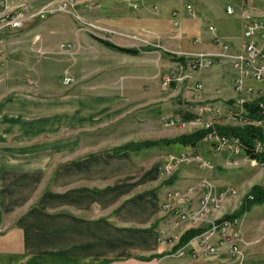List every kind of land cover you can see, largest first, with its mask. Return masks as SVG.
<instances>
[{"label":"crops","instance_id":"0c3cea01","mask_svg":"<svg viewBox=\"0 0 264 264\" xmlns=\"http://www.w3.org/2000/svg\"><path fill=\"white\" fill-rule=\"evenodd\" d=\"M127 1L102 0L96 12L101 21L116 29L143 33L141 37L149 40L145 41L147 43L113 41L138 49L137 54L109 47L96 35L77 33L71 40L76 43L82 37L85 41L78 44L80 62L76 64L71 59L69 66L77 83L70 87L63 100L25 93L12 99L0 97V264H164V258H169L176 250L175 244L162 241L165 233L177 230L172 228L170 213L163 208L168 191L197 186L193 194L196 204L205 189L201 185L203 179L213 183L209 177L213 178V162L201 152L209 158L212 153L200 145L201 142L195 146L151 143L165 139L154 135V129L161 126L163 114L170 109V100L163 96L155 98L149 93L159 86L162 72L153 73L152 68L138 70V67L152 66L159 61L152 56L143 58L146 65L111 61L120 56L136 60L138 56L155 50L164 53L175 46L194 49L190 38L198 31L196 26L200 27L201 21L205 44L213 50V42H208L213 41L212 34L207 33L203 20L209 0H182L165 9L160 5L154 8V0ZM185 2H192L194 13L203 16L189 15L185 34L176 40L169 19L163 17L161 11L168 10L173 17V11L178 10L181 18L179 8ZM235 2L228 5L235 7L243 23L239 11L245 0ZM254 5L257 12L264 11L262 0H255ZM97 54L118 57L95 61ZM164 61L161 57V66ZM201 73H197L200 78L213 81L209 71ZM226 78L224 76L223 80ZM230 80L235 94L233 78ZM10 100L18 104L19 111L8 109ZM58 103L64 104V111H53ZM227 103L234 107L232 101ZM178 112L177 117L185 114L182 107ZM29 121L34 124L27 123ZM59 127L64 128L65 137L57 144ZM43 132L51 137L49 146L36 143ZM126 145L129 148H123ZM186 150L200 151L209 166L201 167L197 161L190 165L184 164L190 162H182L176 165L180 168L174 175L167 176L163 172L166 155ZM43 151L51 152L53 157L60 153L65 159L60 163L56 161L57 170L50 178V186L34 198L35 201L29 202L45 182L37 180L33 174V168L40 166ZM9 167L16 169L12 183L24 181L32 173L28 184H33V189L25 187L23 193L11 194L7 189Z\"/></svg>","mask_w":264,"mask_h":264},{"label":"rangeland","instance_id":"374dc122","mask_svg":"<svg viewBox=\"0 0 264 264\" xmlns=\"http://www.w3.org/2000/svg\"><path fill=\"white\" fill-rule=\"evenodd\" d=\"M36 1L37 4L40 3L41 5L46 0ZM92 1L93 0H89L86 4H90L89 6H91ZM130 1L133 2L134 0ZM181 1L182 0H154V8H157L159 5L160 8L163 6L164 9L165 7L167 8V6L171 8V6H174L175 3H179ZM235 1L237 0H209L207 3V9L205 10L206 14L203 20L206 23L205 28L208 30L207 33L212 34L211 37L213 41L209 40L208 42H213V50H210L211 48L209 49V46L205 44V36L203 35L205 30L200 19V27L196 26L198 31L194 33L195 35H193L192 38H190L192 39V45L195 47L194 49H184L181 47L176 48L175 46L169 48V50H166L167 52L165 51L164 53L162 50L161 52L155 50L145 56H138V59L136 60H128L124 58V56H120L121 58L115 60L111 59L113 62L116 61L115 63H138V65H146L143 58L147 56H152L155 60L159 61V64L154 63L152 66L147 64L146 66L138 67V70L152 68L153 73L158 70L162 72V75L158 78L159 86L156 85L149 93H152L155 98L163 96L164 98L166 97L170 100V109L168 113L164 111L166 112L163 114L165 117H163L164 119L161 121V126L154 129V135H162L165 139H173L183 134H190L191 132L198 131L199 129H205L206 133L204 138L198 142H201L202 144L200 145L205 146V148L210 149L212 153V158H209L201 152V154L206 159L211 160L214 165L213 178L210 175L209 177L213 180L217 189L229 186L235 190L234 193H230L225 198L220 211H216L212 217L213 220H219L220 216L238 215L234 216L238 219V231L240 233L237 239L239 244L238 254L222 252L213 256V258H194L192 256L190 257L188 254L179 256L172 253L169 258H164V264H264V203L255 204L251 209L244 211L243 213H238V210H240L243 201L247 197L246 195L249 194L252 186L256 184L264 185V163L250 159L243 150H240L239 153L234 151V145H231L233 146L232 148L231 146H226L225 149H219L216 144L217 139L209 135L210 128H208L202 120H193L186 122L185 124L179 122L180 119L174 122L167 120V118H178V111L181 110L182 107L181 98L184 97L188 102H195V104L198 103L199 105L213 102L215 104V109H218L219 111L228 110V105L230 103H227V101H232L234 106L236 105L235 84L241 71V67L239 66L240 61L237 57L242 52L241 49L243 40L240 38L243 34V23L236 13L229 14L226 11L227 5L229 3H236ZM262 1L264 3V0ZM100 2H102V0ZM100 2L99 0H95L93 8H90L85 4L84 6L79 7L78 10L79 15L81 16L80 19H76L71 13L62 12L43 20L31 22L23 29L10 31L8 33L6 65L3 69H0L1 99H7L8 97H11L10 99H12L13 97H16V95L25 93L36 94L37 96L57 97L59 101L63 100L65 95L69 92L68 90L70 87L72 88L73 85H76L77 83L75 82V79L73 82L74 84L72 83L70 84L71 86H69L64 84L62 81L64 72H70L71 74L72 68L70 69L69 67L71 66V59L73 62L76 61V64L80 62L79 58L81 57V52L78 44H83L85 41L82 37H80V39L76 42L77 44L71 40V36H75L77 33H86L87 35L91 34V36L99 35L109 41H118L120 43L136 40H142L143 43H147L149 41L142 39V32L137 34L136 32L122 28L116 29L117 27H114L103 20L101 21L99 12H96L101 7L99 6L101 4ZM188 4L192 6V12L188 11L186 7ZM164 9L161 11L162 16L169 19L171 31L172 34L175 35L176 40L181 38L183 33L185 34L184 28L189 15L194 18L203 16L194 13L195 7L192 2H185L183 7L179 8V12L182 16L180 18V23L175 25L172 23V18H174V16L172 17L170 11H164ZM174 9L177 8H173V10ZM130 21H133L132 17L130 18ZM210 23L216 26V36H218V39L214 38L215 33L210 31L208 27ZM37 34L41 36L40 39L36 36ZM196 38L200 41L198 42V39L196 40ZM65 41L74 42L73 44L75 45L73 46L71 52L61 47V43ZM227 41H230V43ZM227 43L229 45L226 47ZM111 51L121 55L123 54L112 49ZM199 51L213 55V62L201 68H194L193 71H183L181 77H183L185 73L189 74L191 76L190 81H188V78H183L182 80L175 81L173 84H165L163 74L172 72V70L175 72L180 69L178 62L174 59V55L179 54L187 56ZM95 57L96 59H93L95 61H104L118 56H105L103 54H97ZM99 57L100 59H98ZM129 57L132 58L134 56ZM161 57L162 59L163 57L165 59L164 65L162 66ZM205 71H209L210 74H213V81L205 80L203 77L200 78L199 74L201 72L204 73ZM197 73L199 74L197 75ZM224 76H227V83H225L226 79L223 80ZM229 78H233L232 88L235 94L231 91L230 82L232 79L229 81ZM197 81L203 83V88L200 91H195L193 87ZM252 84H255L253 86L257 87L260 82L248 80V86L250 87ZM252 93L254 94L250 97L256 99V97H258L256 92ZM59 103L57 108L53 109V111H64V104ZM7 104L9 110L19 111L18 104L13 102V100H10ZM37 108L38 106H36V109ZM200 108L203 109L202 112L204 115L210 114L205 105H201ZM213 111L215 110L213 109ZM261 113L262 115L264 114L263 108H261ZM211 115H213V112H211ZM27 123L34 124L33 121H29ZM251 123L259 125L264 130V123H262V121L246 122L242 120L231 121V119H228L219 124L246 125ZM64 132V128L60 130L59 127V130L56 132L58 134L56 137V139H58L57 144H60V142L64 140ZM11 138L12 140L15 139V137ZM38 142H41L42 147L49 146L51 143V137L48 133L43 132L40 138L36 140V143ZM202 146L201 150L203 151ZM41 155L43 156L42 161L38 163L40 166L33 168V174L37 180H44L45 182L40 185L37 189V194L33 195V198L29 200V202L35 201L34 198L38 197L41 192L50 186V178L56 174L57 170L55 166L56 161L60 163L65 159V155H61L60 153L54 157L50 156L51 152L49 151H43ZM164 162L166 164L164 163V166H162L165 169L167 163L169 162L167 155L164 158ZM193 163L195 162L184 164L190 165ZM178 168L180 167L176 166L175 171H177ZM15 170L12 169V167H9L10 183L8 184L7 189L11 192V194H21L23 193L25 187H29L32 190L33 184H28V182L33 174L31 173L29 178L24 181L12 183L14 180V177L12 178V173H14ZM18 187L21 188L20 192H18ZM181 233L182 232L179 231L176 235L179 237Z\"/></svg>","mask_w":264,"mask_h":264},{"label":"built area","instance_id":"2783aa9c","mask_svg":"<svg viewBox=\"0 0 264 264\" xmlns=\"http://www.w3.org/2000/svg\"><path fill=\"white\" fill-rule=\"evenodd\" d=\"M94 1L90 4H86L89 0H46L43 4H37L36 0H0V69H3L7 60L8 49V33L18 29H23L30 22L36 20H43L57 13L68 12L71 13L76 19H80L79 7L87 5L90 8L94 7ZM83 4V5H82ZM88 7V8H89ZM187 9L192 12L193 8L190 4L187 5ZM227 12L229 14H235L236 9L233 5L227 6ZM243 20V34H242V49L241 53L237 57L240 61L241 67L240 74L236 79V101L237 105L229 108L225 111H219L215 109L213 102H208L205 105L210 114L204 115L200 108L201 105L195 102H188L184 98H181V104L185 112H192L196 114V118L193 120H202L208 128H210L209 135L216 138V144L219 149H225L227 146L233 147V150L238 152L241 149L238 139L229 138L225 135H221L216 126L225 120L231 119V121L242 120L246 122H252L245 114L247 112L243 108L244 102L253 100L250 97L252 92H256L258 102L261 108L264 109V11L257 12L254 5V0H245L239 11ZM174 24L180 23L178 16V10L173 11ZM209 29L216 36V26L209 25ZM40 39V35H36ZM198 38H196L197 40ZM200 40L198 39V42ZM230 43V41H227ZM226 44V47L229 44ZM74 44L71 41H65L61 43V47L69 52L72 51ZM183 56V61H177L179 64L178 71L168 72L163 74L165 84H173L177 80L188 78L190 81L191 76L184 74L181 77L183 71H193L194 68H201L209 65L213 62V55L199 51L192 53L191 55H179ZM250 78V79H249ZM247 80V81H246ZM249 81L260 82L259 86H248ZM75 81V77L66 72L63 76V82L69 84ZM253 83V82H252ZM195 91H200L203 88V83L197 81L193 86ZM200 108V109H199ZM213 109L215 111H213ZM213 112V115H211ZM167 118V117H166ZM180 119V120H179ZM168 121H178L182 124L186 122L181 117L167 118ZM192 120V121H193ZM258 148H262V143H258ZM169 162L167 163L163 172L171 177L174 175L176 165L182 162L197 161L201 167L209 166L208 161L204 160L199 152L194 150L182 151L179 154L171 153L168 155ZM201 185L205 186L198 203L194 204L193 194L199 188L189 187L187 189L172 188L167 193L166 201L163 203V208L168 211L172 221V228L176 231H170L163 235L162 241H169L172 244H176L182 234L192 228L203 227V230L197 235L193 236L187 243L178 247L173 254L185 255L189 254L194 258H208L216 256L222 252H229L231 254H238L239 244L237 242L238 236V219L235 217L225 218L220 216L219 220H212V213L220 211L223 205V201L235 190L231 187H226L223 190L217 189V187L209 181L207 178L203 179ZM217 189V190H216ZM182 233L178 237L177 232ZM178 237V238H177Z\"/></svg>","mask_w":264,"mask_h":264},{"label":"trees","instance_id":"16d2710c","mask_svg":"<svg viewBox=\"0 0 264 264\" xmlns=\"http://www.w3.org/2000/svg\"><path fill=\"white\" fill-rule=\"evenodd\" d=\"M95 37L104 44H106L107 46L112 47L114 49L123 52L133 53V54L138 53V49L124 47L121 45H117L112 41L103 39L101 37L98 36ZM174 59L176 61H181V60L183 61V56L174 55ZM258 100L259 99L256 98L244 102L243 108L247 112V114H245V117H247L250 121H256V122L262 121V123H264V116H263L264 114L262 115L263 112L261 113V108ZM229 108H231V106ZM181 118L185 121H190L196 118V114L192 112H185V114L182 115ZM216 128L221 135H225L229 138L238 139V143L241 149L250 159L256 160L260 163H264V130L259 125H255L253 123L246 125L217 124ZM205 133H206L205 129H199L198 131L191 132L190 134H183L173 139L151 141V143L154 142L180 143L186 146H195V144H197L198 141L204 138ZM259 142L262 143L261 149L257 147ZM123 148H129V146L126 145ZM172 178H174V176ZM246 196L247 197L243 201V204L240 210H238V213L240 212L243 213L244 211L251 209L255 204L264 203V185L256 184L252 186V189L250 190L249 194ZM234 216H238V215H226L224 217L232 218ZM202 230L203 227H198L185 231L182 234L179 242L175 244L174 248L177 249L181 245L187 243L193 236L197 235Z\"/></svg>","mask_w":264,"mask_h":264},{"label":"bare ground","instance_id":"6f19581e","mask_svg":"<svg viewBox=\"0 0 264 264\" xmlns=\"http://www.w3.org/2000/svg\"><path fill=\"white\" fill-rule=\"evenodd\" d=\"M212 215H213V213H212ZM212 220H213V217H212ZM216 220V219H215Z\"/></svg>","mask_w":264,"mask_h":264}]
</instances>
